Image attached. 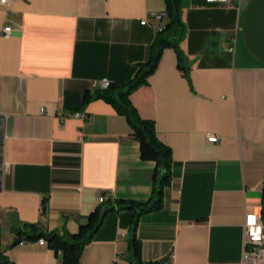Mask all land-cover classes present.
<instances>
[{
    "label": "crops",
    "instance_id": "obj_1",
    "mask_svg": "<svg viewBox=\"0 0 264 264\" xmlns=\"http://www.w3.org/2000/svg\"><path fill=\"white\" fill-rule=\"evenodd\" d=\"M9 1L0 5V30L13 28L0 36V247L13 264H61L47 245H12L15 231L73 233L104 203L150 196L154 165L140 160L125 119L84 95L92 81L133 78L165 1ZM181 19L184 71L166 48L130 95L172 157L161 209L138 218L141 258L243 264V218L260 212L264 186V0H181ZM134 218L107 214L79 264H129Z\"/></svg>",
    "mask_w": 264,
    "mask_h": 264
},
{
    "label": "trees",
    "instance_id": "obj_2",
    "mask_svg": "<svg viewBox=\"0 0 264 264\" xmlns=\"http://www.w3.org/2000/svg\"><path fill=\"white\" fill-rule=\"evenodd\" d=\"M165 1V22L157 31L150 48L148 60L136 65L132 79L122 83H110L106 89H96L84 95V103L102 100L112 106L118 115L123 117L130 129V135L138 143L141 161L154 165L151 178V192L146 201L119 199L114 204L104 203L96 208L73 233L59 235L55 232L43 231L35 224H27L15 231L12 245L22 242H37L43 239L48 248L60 257L61 264H79L86 245L92 242L103 225L107 214L113 211L129 210L135 218L132 220V237L128 240L127 260L129 264H146L141 258V241L136 236L138 218L142 215L159 211L162 207L164 190L170 184L172 157L169 147L160 142L156 136L152 120L142 118L130 100L131 93L147 83V79L156 70L162 51L166 48L174 50L177 66L184 71L183 54L179 44L185 35L181 19V0ZM260 215L264 221V186L261 190ZM0 264H13L8 261L0 247Z\"/></svg>",
    "mask_w": 264,
    "mask_h": 264
},
{
    "label": "built area",
    "instance_id": "obj_3",
    "mask_svg": "<svg viewBox=\"0 0 264 264\" xmlns=\"http://www.w3.org/2000/svg\"><path fill=\"white\" fill-rule=\"evenodd\" d=\"M210 3L215 2H226L227 0H207ZM9 0H0V5H7ZM165 18V14H160L155 16V19L161 21ZM147 23L146 19L140 21L141 25ZM13 28L9 25H4L0 30V36L4 39H9L12 36ZM229 53H234V40H231V45L228 48ZM109 86V81L106 79L92 81L90 83V88L96 89H106ZM68 115H62L66 117ZM84 117V116H83ZM85 118V117H84ZM206 140L209 143L218 142V137L213 134H208ZM105 198L102 196L98 199V202L103 203ZM243 254L242 262L243 264H264V221H262L260 212L248 211L245 213L243 218ZM120 236H123L120 233ZM23 243V242H22ZM37 243L41 246H45L46 242L43 239H39Z\"/></svg>",
    "mask_w": 264,
    "mask_h": 264
}]
</instances>
